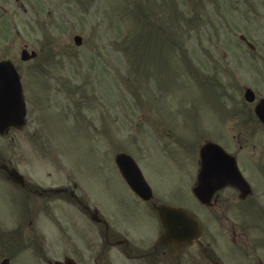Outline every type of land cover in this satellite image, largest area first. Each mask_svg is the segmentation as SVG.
I'll return each instance as SVG.
<instances>
[{"label": "rangeland", "instance_id": "1", "mask_svg": "<svg viewBox=\"0 0 264 264\" xmlns=\"http://www.w3.org/2000/svg\"><path fill=\"white\" fill-rule=\"evenodd\" d=\"M24 46L37 58L22 62ZM2 58L13 60L22 78L28 124L15 132L13 147L18 153L29 146L22 153L30 169L53 172L61 161L72 165V158L76 176L85 171L94 179L86 170L100 172L104 158L109 174L115 154L124 152L163 189L174 179L173 195L182 198L174 204L191 206L192 150L198 153L204 137L223 141L225 122H257L253 108L264 98V0H0ZM244 87L254 91V103L243 99ZM223 109H231L234 121ZM33 134L34 150L25 141ZM176 136L189 150L172 149ZM240 138L248 142L241 155L251 157L257 136L244 129ZM33 158L41 159L37 166ZM165 161L176 169H165ZM7 187L0 189L1 219L24 206V195ZM133 227L142 233L137 219ZM89 228L97 229L90 222ZM252 240L242 255L254 252Z\"/></svg>", "mask_w": 264, "mask_h": 264}, {"label": "flooded vegetation", "instance_id": "2", "mask_svg": "<svg viewBox=\"0 0 264 264\" xmlns=\"http://www.w3.org/2000/svg\"><path fill=\"white\" fill-rule=\"evenodd\" d=\"M7 134L0 137L4 141L0 143V167L15 169L23 183L14 182L0 168V189L8 186L13 194H23L24 206L0 218V264H52L49 257H55L54 261L72 259L77 264H264V138L257 158L244 159L242 173L248 194L243 197L238 189L224 186L208 205L198 203L195 215L202 229L199 242L171 256L157 244L165 230L154 208L161 203L172 206L180 202L182 198L177 200L179 197L173 195L177 188L168 193L153 191L152 200L143 202L126 185L110 187L100 173L93 174L94 179L85 173L76 176L63 161L53 166V172L38 175L28 167L25 147L23 153L22 148L14 153L15 137ZM25 141L33 150L37 147L33 139ZM35 158L32 161L37 166L41 159ZM36 175L43 182L37 181ZM91 183L94 186L90 187ZM12 204L17 201L12 199ZM93 214L95 221H91ZM134 219L142 223L140 234L133 227ZM89 222L97 229L91 230ZM50 226L54 230L48 235ZM249 237L255 250L242 255L240 248L247 246ZM232 249L241 255H230Z\"/></svg>", "mask_w": 264, "mask_h": 264}, {"label": "water", "instance_id": "3", "mask_svg": "<svg viewBox=\"0 0 264 264\" xmlns=\"http://www.w3.org/2000/svg\"><path fill=\"white\" fill-rule=\"evenodd\" d=\"M77 43H79V40L77 39ZM33 55V54H32ZM24 60L28 59L29 57L27 55H23L22 57ZM245 98L248 101H252L253 100V94L251 92H246L245 94ZM0 107H20V117H22L24 111L23 108L24 107V103L22 100V95L20 92V86H19V82H18V76L15 72V70L13 69V67L7 63L4 62L2 64H0ZM15 109V108H14ZM13 113V111L9 112V116H11ZM255 113L256 115L259 117V119L264 122V100L261 101L259 103V105L256 107L255 109ZM19 119V118H17ZM12 122V118L9 119L8 121ZM7 121V123H8ZM5 129V127H1L0 126V132L3 131ZM211 146H207L205 147L204 150V155L203 151H202V156L203 157H208V161L204 162V167L206 168V172H204V176L202 181H205V176L211 171L213 170L216 166L215 164L213 165V161L211 159H215V158H221L220 155H223L224 153L219 149L216 148L214 151L210 152L209 148ZM220 151V152H218ZM223 153V154H222ZM126 157H124L123 155H119L116 157L115 161L117 163L118 168L120 169L121 173L123 174V176L126 179H129L131 177V173L130 170L132 169V165L131 164H126ZM231 158L228 159V162L230 163V167H232L233 169L235 168V165L232 164V160H230ZM215 166V167H214ZM142 185H146L145 182H141ZM202 184L204 185V183L202 182ZM132 186H134V184H132ZM141 189H139L140 191ZM67 264H71V263H67Z\"/></svg>", "mask_w": 264, "mask_h": 264}]
</instances>
